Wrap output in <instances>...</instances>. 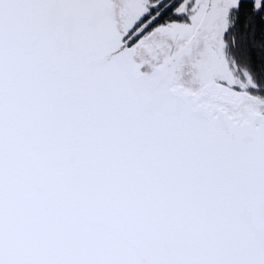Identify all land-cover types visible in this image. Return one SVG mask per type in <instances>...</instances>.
I'll list each match as a JSON object with an SVG mask.
<instances>
[{
    "label": "snow or ice",
    "instance_id": "1",
    "mask_svg": "<svg viewBox=\"0 0 264 264\" xmlns=\"http://www.w3.org/2000/svg\"><path fill=\"white\" fill-rule=\"evenodd\" d=\"M0 264H264V0H0Z\"/></svg>",
    "mask_w": 264,
    "mask_h": 264
}]
</instances>
